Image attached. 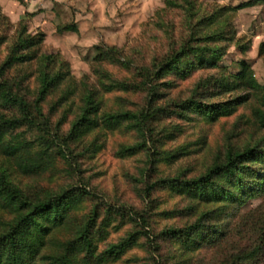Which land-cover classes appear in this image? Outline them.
<instances>
[{
	"label": "trees",
	"instance_id": "obj_1",
	"mask_svg": "<svg viewBox=\"0 0 264 264\" xmlns=\"http://www.w3.org/2000/svg\"><path fill=\"white\" fill-rule=\"evenodd\" d=\"M12 1L24 4V0ZM262 2L264 0H253L240 8ZM165 5L148 26L169 36L171 43L167 53L162 58L152 61L143 58L137 62L124 48L103 43L96 47L97 55L91 66L96 83H91L89 77L77 81L71 74L70 64L61 55L44 53L45 35L29 34L25 21L20 22L18 36L7 48L4 59H1V49L9 38L8 34L0 35V264H115L133 248L143 246L152 256H159L153 264H168V260H160L161 242L157 243V239L179 245L181 264L193 262V257L187 256L189 253L206 248L216 249L222 255L219 264H264V204L242 215L233 225L221 226L232 204L260 193L259 186L264 183V137L243 150L229 149L198 178L148 184L146 201L151 204L148 211L125 203L102 202L78 220L75 211L89 197L95 196L88 192L87 186L58 192L22 183L23 178L53 172L60 158L75 171L74 164L102 147L97 141L91 145L84 143L86 136L97 130L115 131L124 125L151 133L155 162L177 158L178 154L161 150L163 143L158 144L152 137L153 125L163 113L158 103L163 98L161 88L167 84L162 80L169 74L184 80L199 67H217L221 48L207 44L216 45L228 37L225 27L223 32L220 28L215 30L224 14L197 19V0H167ZM168 9L183 12L189 25L179 39L171 30L173 23L166 20ZM7 20L0 14V27H5L4 32L11 26ZM58 32L77 34L79 30L73 23L59 27ZM107 67L127 75L117 77ZM239 68L236 81L219 82V88L222 94L240 90L248 92L246 95L226 103L201 104L191 100L183 107L184 112L199 113L210 122H216L233 115L252 97L264 107V86L258 83L252 67L241 62ZM32 78L36 84L34 89L30 86ZM208 85L211 83L202 84L205 90L208 89L204 86ZM110 94H142L145 105L136 112H105V95ZM76 98L79 107L74 112ZM252 117L258 130L264 131V110L254 108ZM68 124L70 130L64 133ZM82 144L89 148L76 153ZM142 147H124L122 153L124 157H132L142 151ZM163 184L164 189L176 193L187 203L185 209L177 212V217L180 214L183 219L197 215L198 218L181 229L153 235L148 230L149 222L158 204L152 195L163 190ZM203 205L206 207L201 210ZM161 215L173 217L172 212ZM128 221L137 231L127 233L116 243H108L112 231L121 230ZM62 230L69 231L65 238L58 237ZM237 237L239 241L235 240ZM142 239L146 243H141ZM101 244L106 245L103 250H100ZM225 245L232 250L230 253L224 249Z\"/></svg>",
	"mask_w": 264,
	"mask_h": 264
},
{
	"label": "rangeland",
	"instance_id": "obj_2",
	"mask_svg": "<svg viewBox=\"0 0 264 264\" xmlns=\"http://www.w3.org/2000/svg\"><path fill=\"white\" fill-rule=\"evenodd\" d=\"M167 0H24L20 4L12 0H0V14L10 23V28L4 32L0 27V35L8 34L9 41L1 49V59L7 56V48L18 36L19 24L25 21L29 34L32 36L43 33L44 53L61 55L71 67V74L77 81L84 77L91 78V66L97 55L96 47L103 43L109 46L124 48L129 57L140 62L143 58L150 61L162 58L170 45L169 36L148 26L155 13L165 8ZM253 0H197L199 13L197 19L212 15L224 14L220 25L215 30L225 27L227 39L211 47L221 48V59L217 67L197 68L187 79H180L169 74L162 80L163 98L158 103L162 114L154 123V140L162 144L157 149L178 154L170 162H155L154 145L151 133H144L124 125L115 131L97 130L86 136L84 143L101 145L95 154L88 155L70 165L60 158L58 168L41 177L22 179L25 185H40L45 188L62 191L76 186H87L88 192L95 196L89 197L75 215L78 220L89 214L95 204L108 202L110 204L125 203L136 209L149 210L150 201H146L148 184H156L167 179H194L204 175L216 159L223 157L231 148L244 149L264 137V131H259L254 124L252 111L254 108L264 110L256 98L249 103L239 106L236 112L228 117L210 122L199 113L183 110L185 104L191 100L201 104L226 103L239 96L246 95L245 91H233L222 94L220 83L235 82L239 72V63L247 62L253 69L255 78L264 86V2L252 7L240 8L242 4ZM166 17L174 30L175 37L186 33L189 25L183 12L168 9ZM29 14V15H28ZM33 14V15H32ZM32 15V16H31ZM76 23L79 33H59L58 28ZM221 26V27H220ZM174 27V29H173ZM189 32V31H188ZM187 32V33H188ZM206 43L202 42V46ZM35 68V64L32 65ZM117 77L126 76L119 69L107 67ZM210 82L211 85L202 84ZM32 89L36 84L32 78ZM123 98L124 101H122ZM145 105L142 94H110L105 95V112L140 111ZM79 107L78 98L75 99L74 112ZM75 114V113H74ZM74 116V115H72ZM71 125H66L64 133H68ZM171 134V136H170ZM142 145V151L132 157H124V147ZM85 147L80 145L77 152ZM89 148V147H85ZM77 168V170H76ZM80 170V171H78ZM259 192L254 197H245L240 203H234L228 208V217L221 226L233 225L234 222L247 212L264 204V183L259 186ZM158 207L152 210L149 231L159 235L169 229H181L187 224H193L198 215L183 219L176 216L177 212L185 209L187 203L176 193L168 189H159L152 195ZM201 206V210L205 209ZM215 207V206H210ZM172 212L173 217L161 215ZM174 212V213H173ZM137 228L128 223L119 231H112L108 243H116L127 233L136 232ZM68 230H62L58 237L65 238ZM156 240V239H155ZM239 241V237L235 238ZM234 240V241H235ZM153 241V240H152ZM161 242V243H159ZM146 243V241H141ZM160 260H168V264H181L180 247L170 241H160ZM100 245V250L105 248ZM151 247V250H154ZM230 253L229 246L224 247ZM223 250V249H222ZM180 255V256H179ZM187 256L193 257L190 264H219L223 260L216 249H202ZM159 256H152L145 251L144 246L135 247L115 264H153ZM155 258V259H154Z\"/></svg>",
	"mask_w": 264,
	"mask_h": 264
}]
</instances>
